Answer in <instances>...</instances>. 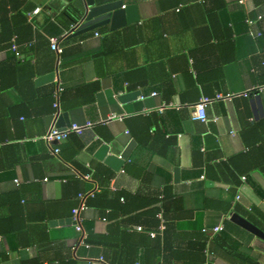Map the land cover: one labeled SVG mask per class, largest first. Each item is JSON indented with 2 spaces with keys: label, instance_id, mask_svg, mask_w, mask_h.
<instances>
[{
  "label": "crops",
  "instance_id": "obj_1",
  "mask_svg": "<svg viewBox=\"0 0 264 264\" xmlns=\"http://www.w3.org/2000/svg\"><path fill=\"white\" fill-rule=\"evenodd\" d=\"M124 3L126 24L70 37L83 0H0V264H264L230 218L264 231V91L206 122L191 107L264 83V0ZM58 81L59 127L93 126L48 143ZM91 188L87 247L72 210Z\"/></svg>",
  "mask_w": 264,
  "mask_h": 264
},
{
  "label": "built area",
  "instance_id": "obj_2",
  "mask_svg": "<svg viewBox=\"0 0 264 264\" xmlns=\"http://www.w3.org/2000/svg\"><path fill=\"white\" fill-rule=\"evenodd\" d=\"M36 11H39V8L36 9ZM247 22L250 25L256 23V21L252 19H247ZM80 23L81 22L78 21L72 25L73 31L77 29ZM96 35H99V33H96ZM260 35H261V32L259 31L257 33V36H260ZM14 41H13L12 47L15 49L17 48V44ZM51 47L59 55L63 52V47L60 45L59 40L56 37L51 38ZM64 90H65V87L63 83L61 81H58L57 86L53 92V97H54L53 120L47 132L42 137L48 143L61 142L64 139H66L69 135H71L72 133L82 134L86 129L91 128L93 126L92 122H88L86 124L72 123L68 127H65V128H61L58 126L57 122H58L59 117L62 114L61 97H62ZM263 91H264V83L255 85L252 88L243 90V91L219 92V93H216L214 96H203L201 99H199V101L191 105V107L193 108L192 117L196 120L199 119L201 121L206 122L208 121V117L206 113V109L208 105L218 102V101H229L237 97L255 96ZM182 107L183 106L181 104L169 102L163 105L162 107H160L159 112H164L166 109H180ZM60 151H61V148L59 146H54L52 148L53 155H56V156L59 155ZM77 175L78 177H82L85 179L91 178L89 174L78 173ZM243 178L245 179L246 177L244 176ZM96 191H97L96 188H91L88 191L80 192L78 194L79 203L72 210L73 225L76 231L80 233L78 244L85 245L87 247L90 246V243L86 239L88 236V232L86 231L84 227L85 218L83 216V212L88 208V201L91 197L95 196ZM239 196L240 195H238L237 198H239ZM157 216L161 218L162 223L160 227L164 229L165 224L163 223L164 222L163 213L158 212ZM139 228L142 229V227H139ZM223 229H224L223 225H216L210 231L207 228H205L204 232L217 233V232L222 231ZM151 234L155 235L156 233L151 232ZM97 260H98V264H113V263H109L108 261H106L103 256H100ZM135 264H141V263L137 262ZM205 264H208V262H206Z\"/></svg>",
  "mask_w": 264,
  "mask_h": 264
},
{
  "label": "water",
  "instance_id": "obj_3",
  "mask_svg": "<svg viewBox=\"0 0 264 264\" xmlns=\"http://www.w3.org/2000/svg\"><path fill=\"white\" fill-rule=\"evenodd\" d=\"M84 6L81 9L79 20L81 23L70 37L81 35L91 30H96L104 25H110L111 29L126 24L132 12L136 11V4L125 5L124 0H83ZM59 126V124H58ZM59 143V142H56ZM232 220H236L240 225L264 238V231L253 224L248 219L237 213L230 215Z\"/></svg>",
  "mask_w": 264,
  "mask_h": 264
},
{
  "label": "trees",
  "instance_id": "obj_4",
  "mask_svg": "<svg viewBox=\"0 0 264 264\" xmlns=\"http://www.w3.org/2000/svg\"><path fill=\"white\" fill-rule=\"evenodd\" d=\"M78 20H79L78 16L74 18V22H75V23L78 22ZM262 32H263V31H262ZM262 35H263V37H264V33H262ZM156 214H157V213H156ZM87 241H88V242H91V241H94V240H91V238L88 237Z\"/></svg>",
  "mask_w": 264,
  "mask_h": 264
}]
</instances>
